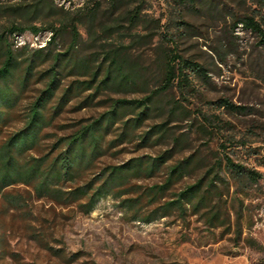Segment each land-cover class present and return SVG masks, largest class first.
I'll return each instance as SVG.
<instances>
[{
  "label": "rangeland",
  "instance_id": "374dc122",
  "mask_svg": "<svg viewBox=\"0 0 264 264\" xmlns=\"http://www.w3.org/2000/svg\"><path fill=\"white\" fill-rule=\"evenodd\" d=\"M46 1L53 11L47 7L31 11L36 0H0V31L10 24L46 28L73 22L79 33L75 59L92 60L107 49H120L138 83L110 85L95 92L91 102L81 107L80 102L94 87L75 92L27 155L49 151L59 137L107 110L112 99H139L150 94L161 83L166 55L178 54L202 67V72L186 69L187 82L174 84L156 96L142 126L100 156L77 183L105 165L173 148L172 157L152 176L132 179L130 191L122 197L142 196L146 188L164 181L171 165L188 156L192 162L188 173L164 197L151 203L149 196H143L136 219L134 208L120 205L122 197L102 198L92 211L83 213L76 205L59 206L37 198L26 185L7 187L9 201L0 194V264H264V43L257 32L238 20L252 16L264 28V0H142L135 23L126 16L136 4L129 1H119L115 7L110 0ZM95 4L96 13L89 19V8ZM50 37V30L9 33L12 47H23L24 56L39 47L45 52H63L72 37L71 26H65L52 45L47 44ZM50 63L49 59L35 66L18 102L9 109L8 124L0 138L22 126L28 105L46 80L39 79V73ZM21 73L22 68L11 83L14 89ZM62 74L47 115L70 81L89 78L70 73L68 68ZM220 100L244 106L247 111L221 106ZM160 123H165L163 137L156 140L159 134L152 135L148 144L137 145L140 135ZM121 128L122 121L113 125L105 136V147ZM176 136L179 140L174 146ZM227 156L259 172L262 178L237 185L223 166L218 169ZM210 170L230 183L228 190L217 180L223 190L219 204L224 225L211 226L204 215L206 209L194 213L190 207L184 214L174 210L150 222L141 220ZM215 204L217 197L212 201Z\"/></svg>",
  "mask_w": 264,
  "mask_h": 264
},
{
  "label": "trees",
  "instance_id": "16d2710c",
  "mask_svg": "<svg viewBox=\"0 0 264 264\" xmlns=\"http://www.w3.org/2000/svg\"><path fill=\"white\" fill-rule=\"evenodd\" d=\"M119 1L136 3L133 9L126 13L129 21L135 23L139 16V5L142 0H110L111 7H115ZM96 6L95 4L94 7L89 8L87 16L89 19L96 13ZM45 7L48 11L54 10L46 0H36L31 11L41 10ZM238 20L257 32L264 43V28L259 21L248 15L238 18ZM67 25L71 26L72 37L63 52H55L51 49L45 52V48L39 47L24 56L25 52H21L23 47L14 49L9 41V33H22L26 29H30L33 33L50 30L51 37L47 44L52 45ZM78 38L79 33L73 22L61 27L49 25L46 28L10 24L0 31V135L8 124L9 109L18 102L35 66L38 65V62L43 63L51 60L49 66L39 73V79L46 80L43 88L38 91L28 105L22 126L5 138H0V194L5 196L8 201L9 196L5 192L6 188L23 184L31 187L37 198H47L59 206L76 205L79 211L89 213L102 198L108 196L121 198L130 191L132 179L152 176L161 165L172 157L173 148L165 149L154 156H133L119 164L105 165L88 179L77 183L84 173L94 166L100 156L104 155L111 147L123 143L130 131L142 126L143 121L149 117L150 105L156 96L174 84L182 86L187 82L186 69L202 72V67L181 58L178 54L166 55L161 83L152 89L150 94L139 99H112L107 110L90 122L81 123L71 133L59 137L49 151L41 155H27L28 151L38 145L44 128L52 123V119L62 111L75 92L78 94L94 87V92L80 102L79 107H81L91 102L95 92L107 89L110 85L129 87L138 83L137 75L128 68L127 61L123 58L124 51L120 49H107L100 58L92 60L89 57L75 59L73 52ZM97 59H100V62L96 66L90 64ZM20 68H22V73L17 78V89H14L11 83ZM67 68L70 73H82L81 75H89V78L70 81L51 107L52 113L47 115V107L61 85L62 72ZM101 73L102 76L97 80ZM220 102H222L221 106L242 113L247 111L246 107L235 105L228 100H220ZM119 121H122L120 133L116 138L111 139L105 147L106 134ZM165 131V123L152 125L139 136L137 145L148 144L152 135L159 134L156 137L158 140L164 136ZM172 140L175 146L179 138L176 136ZM191 157L188 156L171 165L164 181L146 188L144 195L122 197L119 200L120 205L130 209L134 208L133 219H136L139 208L137 204L140 203L143 196H149L151 203L157 201L159 197H164L170 187L188 173L192 162ZM222 166L239 186L245 181L257 183L262 178L259 172L234 162L229 156L225 158L223 164L219 162L218 169H222ZM212 173L213 176L210 178ZM217 180L223 182L225 188L230 189L228 180L223 179L218 172L210 170L197 181L175 192L169 200L152 208L141 220L150 222L166 216L174 210L184 214L187 207H190L194 213L206 209L204 215L207 216V221L211 226L224 225L225 218H223L222 208L219 204L223 190L217 184ZM214 197L218 198V204L212 205Z\"/></svg>",
  "mask_w": 264,
  "mask_h": 264
}]
</instances>
